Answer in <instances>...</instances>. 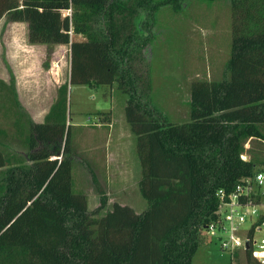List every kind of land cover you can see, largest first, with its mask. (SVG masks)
Returning a JSON list of instances; mask_svg holds the SVG:
<instances>
[{"label": "trees", "instance_id": "trees-1", "mask_svg": "<svg viewBox=\"0 0 264 264\" xmlns=\"http://www.w3.org/2000/svg\"><path fill=\"white\" fill-rule=\"evenodd\" d=\"M228 1L226 75L193 81L188 119L171 121L151 100L146 48L154 11L181 0H0V20L26 23L29 43L70 50L68 79L44 122L0 137V264H191L217 219L218 190L264 164L241 159L248 140L264 141V0ZM69 85L124 95L141 213L118 203L107 210L105 196L88 210L73 192ZM17 138L23 153L11 148ZM243 259L258 264L248 250Z\"/></svg>", "mask_w": 264, "mask_h": 264}, {"label": "rangeland", "instance_id": "rangeland-1", "mask_svg": "<svg viewBox=\"0 0 264 264\" xmlns=\"http://www.w3.org/2000/svg\"><path fill=\"white\" fill-rule=\"evenodd\" d=\"M2 21L7 22V18L4 17ZM230 21L228 0H181L180 7L165 6L154 11L149 31V46L146 48L149 61V91L157 111L171 121L188 119L186 101L189 100V87L193 81L219 80L226 75L231 41ZM48 47L49 54L42 63L44 66L49 64L52 75L58 72L57 78L63 82L68 79L69 74V46ZM124 105V95L114 87L68 86L67 125H70L72 149L76 156L84 158V161L89 158L91 160L94 154L99 157L98 165L94 161V165L88 167L96 178L97 183H93L91 170L85 172L83 165L75 164L73 154V192L82 193L86 197L88 210H94L99 203L96 184H99L107 195L109 207L115 201H121L119 185L113 187V182L108 180L114 169L112 154L114 156L115 153H119V157L126 161V166L123 163L122 168L130 169L125 173L128 174V179L123 183L127 188L121 192L122 197H125L124 205H128L136 213H141L147 207L146 201L134 184L135 178L140 177L141 172L135 150L136 137L130 126L116 124L113 129L93 126L96 124L98 112H102L99 114V123L105 122L106 119L110 122L120 116L124 118ZM11 148L14 151H24L19 146ZM244 148L243 154L248 160L257 162L264 158V141L248 140ZM129 164L130 167L127 166ZM200 238V245L191 264L234 262L230 253L220 250L218 243L205 231ZM243 257L241 253V260Z\"/></svg>", "mask_w": 264, "mask_h": 264}, {"label": "crops", "instance_id": "crops-1", "mask_svg": "<svg viewBox=\"0 0 264 264\" xmlns=\"http://www.w3.org/2000/svg\"><path fill=\"white\" fill-rule=\"evenodd\" d=\"M3 18L0 20V137H2L3 133H6L10 135L6 139L11 140V135L17 133V126H26L28 122L35 124L44 122L56 99L58 88L66 80L60 82L57 78L59 77L57 76L58 72H54L53 76L49 71V64L44 66L42 62L45 61L50 48L47 45L31 44L28 42L26 23L8 20L6 22L2 21ZM186 102L188 105L189 100ZM100 113L102 112L96 114L97 121L93 126L107 127L108 129L112 127L113 129V126H116V124H120L121 126L127 124L121 116L112 119L110 122L106 119L105 122L99 123ZM2 139L4 140V138ZM15 142L14 146L21 147L18 138ZM15 152L23 153L22 151ZM73 154H75L74 151ZM119 156V153H115L114 156L112 154L114 169L108 180L113 182L115 185L113 187H118L119 185L122 192L127 188V186L123 185L125 180L128 179V174L125 175V173L129 172L130 169L122 168L123 163L126 166V161L125 159L123 160V157L120 158ZM98 158L94 154L91 156V160L90 158L85 159V162L84 158L81 159L75 154V164L80 163L81 166L83 165V170L89 172L91 170V168H88L91 167L89 165H94V161L98 165ZM127 166L130 167V164ZM93 173L91 170V182L95 183L96 178H94ZM140 178L141 173L140 177H136L134 181V184L138 187V191ZM96 189L99 195L98 202L101 196H105L107 198L106 209L111 208L113 203L110 207L108 206V197L101 190L99 184H96ZM121 192V201H115L114 203L124 205L126 203L124 201L125 197H122Z\"/></svg>", "mask_w": 264, "mask_h": 264}, {"label": "built area", "instance_id": "built-area-1", "mask_svg": "<svg viewBox=\"0 0 264 264\" xmlns=\"http://www.w3.org/2000/svg\"><path fill=\"white\" fill-rule=\"evenodd\" d=\"M253 171L252 177L230 192L218 190L217 219L205 228L219 249L230 253L232 264H245L240 254L246 250L258 264H264V164L256 165Z\"/></svg>", "mask_w": 264, "mask_h": 264}, {"label": "water", "instance_id": "water-1", "mask_svg": "<svg viewBox=\"0 0 264 264\" xmlns=\"http://www.w3.org/2000/svg\"><path fill=\"white\" fill-rule=\"evenodd\" d=\"M241 159L243 161H248V157L246 155H244V154L241 155ZM245 248H247V244L245 245Z\"/></svg>", "mask_w": 264, "mask_h": 264}]
</instances>
